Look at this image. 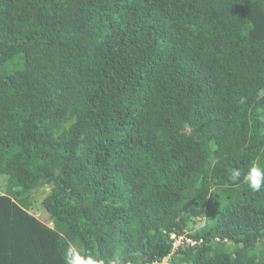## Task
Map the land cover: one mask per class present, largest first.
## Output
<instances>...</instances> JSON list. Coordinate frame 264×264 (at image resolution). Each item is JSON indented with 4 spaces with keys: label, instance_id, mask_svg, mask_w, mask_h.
Here are the masks:
<instances>
[{
    "label": "trees",
    "instance_id": "trees-1",
    "mask_svg": "<svg viewBox=\"0 0 264 264\" xmlns=\"http://www.w3.org/2000/svg\"><path fill=\"white\" fill-rule=\"evenodd\" d=\"M253 162L264 0H0V264H264Z\"/></svg>",
    "mask_w": 264,
    "mask_h": 264
},
{
    "label": "clouds",
    "instance_id": "clouds-1",
    "mask_svg": "<svg viewBox=\"0 0 264 264\" xmlns=\"http://www.w3.org/2000/svg\"><path fill=\"white\" fill-rule=\"evenodd\" d=\"M241 175L242 173L239 170H236L233 172V179L239 180ZM243 183H245L247 187L253 192H259L262 189H264V166H262L260 163L253 162L251 166L247 169V172L243 173ZM204 227L205 225L203 223H197L195 225V230H199ZM173 235L176 234H172L171 237ZM171 237H170V241L172 244V251H173V241L171 240ZM65 259H66V264H97V261H95L91 257H89L87 260L80 257L78 253H76V251L71 248L68 250ZM167 259H169L170 261V257ZM165 260L163 261L164 264H166ZM99 264H104V262L100 261ZM110 264H121L120 257L118 255L114 256Z\"/></svg>",
    "mask_w": 264,
    "mask_h": 264
},
{
    "label": "rangeland",
    "instance_id": "rangeland-1",
    "mask_svg": "<svg viewBox=\"0 0 264 264\" xmlns=\"http://www.w3.org/2000/svg\"><path fill=\"white\" fill-rule=\"evenodd\" d=\"M191 140H193L194 142H196V143H200L199 142V140L198 139H196L195 137H193V138H191ZM201 145V144H200ZM6 176H2V177H0V191H3V192H6V183H7V180H6ZM47 192H49V188H45V190H39L36 194H35V196H34V198H35V209L34 210H32V214L34 215V216H36V217H39L40 219H42V220H44V221H46L48 218L46 217V215H42V213H41V210H42V208H41V203H42V200H44L45 199V197H46V194H47ZM214 213V210L213 209H209L208 210V214H213ZM43 216V217H42ZM205 217H202V218H200V219H196V221H197V223H203L205 226H206V223H207V219H204ZM197 223H191V224H189V231H188V233H196V232H198L199 230H201V229H199V230H195V225L197 224ZM48 224L52 227V224L48 221ZM205 228V227H204ZM203 229V228H202ZM165 263L167 264H171V260L169 261V259H166L165 260Z\"/></svg>",
    "mask_w": 264,
    "mask_h": 264
},
{
    "label": "built area",
    "instance_id": "built-area-1",
    "mask_svg": "<svg viewBox=\"0 0 264 264\" xmlns=\"http://www.w3.org/2000/svg\"><path fill=\"white\" fill-rule=\"evenodd\" d=\"M171 240L173 241V252H176L181 247L195 248L199 245L196 241L189 238L187 235L181 237H178L177 235H173L171 237Z\"/></svg>",
    "mask_w": 264,
    "mask_h": 264
}]
</instances>
